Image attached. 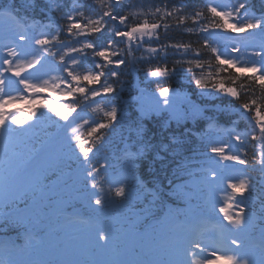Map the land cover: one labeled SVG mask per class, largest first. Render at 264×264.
Here are the masks:
<instances>
[{
  "label": "snow or ice",
  "instance_id": "obj_1",
  "mask_svg": "<svg viewBox=\"0 0 264 264\" xmlns=\"http://www.w3.org/2000/svg\"><path fill=\"white\" fill-rule=\"evenodd\" d=\"M95 2L101 7V14L93 18L85 15L83 4L78 0H73L70 11L64 17L66 24L59 26L54 34L41 32L38 36L32 37L31 42L35 47L30 50L15 43L4 46L5 57L2 63L5 67L0 69V136L5 133H9L10 136L8 141L0 144V165H8L0 173V198H2L4 207L11 209L5 213L4 220L0 223V227L5 230L23 228L27 231L40 222L43 208L52 202L45 189L51 191L49 186L62 179L65 167L71 169L75 164L83 172V187L86 191L90 188L103 192V188L99 186L97 180L100 170L92 163L95 151L99 150L97 142L101 137L96 136L95 139L93 137L101 129L112 127L118 119L116 106L97 105L93 111H102L105 122H96L89 128L86 137L78 131L80 126L72 127L71 123H68L67 127L70 128L69 155L66 158L51 155L32 157L30 158L31 169L22 173L19 168L12 166L10 160H3L2 156L8 151L11 135L22 134L25 131L24 125L36 116V112L33 111L29 116L21 119L20 109L10 112L7 110L8 107L19 100L32 99L33 103L43 104L61 120L68 122L69 117L77 110L78 104L74 102L67 106L60 105L51 98H43L40 94L49 90L51 92L60 91L69 97L78 94L90 102H95L97 97L110 98L117 92L115 82L120 76V73L115 69L135 65L137 62L135 52L145 43H149L153 37L159 40V29L163 28L167 33L172 26L168 22L169 18L175 21L178 28L185 21L190 20L193 25L199 26L188 27L184 29L186 32L207 33L208 35L196 48H193L190 42L163 44L159 49L149 46L146 49L149 57L155 56L161 50L166 51L171 48L174 50V54H179L181 57L191 54V58L176 60L171 69L167 65L150 67L147 75L153 78L167 77L170 72L176 71V66L187 64L189 65L187 71L192 73L198 88L207 90L210 84L209 95L222 93L237 101L238 107L235 109L237 119L232 123L238 126L243 121L246 124V130L241 133H236L235 127L230 130V135L237 144L236 151H226L231 147L229 144H215L209 141L207 151L212 156L208 157V161L218 163L219 161L213 160V156L219 157L220 161L234 162L252 171L258 170L259 174L264 177V43L261 44L259 50L253 51L251 54L253 57H258L259 60L241 61L239 57H233L227 51L222 52L218 42L213 43L210 40V37L219 31H231L236 34L259 32L264 39V13L257 16L250 11L248 0H237L235 4H218L215 3V0H208L202 8L194 9L191 13L184 12L183 4L173 5L169 9L164 3L154 9L149 8L147 13L142 8H130L125 14L119 15L116 13V9L120 7L121 0H95ZM58 7L55 0H52V9L57 10ZM242 10L243 17L240 15ZM3 15L6 23L12 21L23 26L13 13L5 10ZM141 16L144 18L139 22H131ZM149 16L152 17L153 22H150ZM202 20L207 22L201 23ZM109 22H112V29L110 38H107L104 46H99L88 39L97 34L103 35L108 29ZM61 33L67 34L70 38L69 43L61 40ZM81 37L83 39H79ZM17 38L21 42L30 39L26 34H17ZM71 40H75L77 43L72 45ZM120 44H123L124 47L120 48ZM57 45H61L63 49L62 54H59V59L63 65L61 71L66 73V76H51L49 79H42L38 75H33L29 70L36 68L37 65L44 67L43 61L46 56L58 54L50 50ZM114 45L117 46L114 47ZM89 50L91 51L92 67L80 70L83 62L89 58ZM202 50L209 53L208 59L202 57ZM230 51L239 53L241 48L233 46ZM122 54L127 58H121ZM139 59H143V56ZM206 68H214V72L208 71L205 74L202 71L197 76L193 71V69L204 70ZM230 69L234 70L235 74H230L227 77L220 75V73H228ZM6 73H10L16 80L7 78ZM24 73H29V75L25 76ZM244 74L249 75L245 76ZM110 80L113 82H109ZM226 81L230 83L226 84ZM238 81L241 83L237 85ZM13 91H15V95ZM158 92L159 96L163 98L162 101H157L158 110L163 111L164 109L159 108V105L162 103L164 106H170L168 98L170 88L160 87ZM25 93L28 95L25 96ZM192 116L193 119L206 118L203 111L195 107ZM88 123L89 121H84V124ZM210 126H215L214 120L210 119ZM176 142L173 139V143ZM246 142L252 149L250 157L248 150L243 147ZM126 155L128 169L134 171L137 159L144 153L142 150L128 151ZM184 170L189 175H195L187 167ZM207 171L212 178L216 177L217 173L214 169L208 168ZM24 176L27 177L26 180L23 178ZM227 187L231 193L219 208L223 220L227 222L223 227L228 231L248 229L253 234L259 232L261 251L258 260L247 254H241L239 249L243 248V244L235 238L231 239V244L235 248L222 253H218L216 250L209 252L208 248L199 241H190L188 247L184 249L183 259L171 258L170 254L165 253L158 245L156 246V256L142 259L140 252L130 254L122 250L117 243L118 237L104 227H99L94 241L85 251H81L79 246L73 245L58 249L53 259L0 261V264H264V199H260L258 209L255 207V199L253 207H249L247 197L251 196L254 187L252 176L249 174L235 178L230 177ZM109 192H114L115 197L121 200L129 197V189L123 183L114 189L110 187ZM159 195V193H153L156 199H159ZM238 196L245 197V199L238 200ZM18 202L23 203L22 209L17 207ZM91 202L98 208L105 206L104 197L98 195L96 191L91 194ZM166 255L169 258H164Z\"/></svg>",
  "mask_w": 264,
  "mask_h": 264
},
{
  "label": "trees",
  "instance_id": "obj_2",
  "mask_svg": "<svg viewBox=\"0 0 264 264\" xmlns=\"http://www.w3.org/2000/svg\"><path fill=\"white\" fill-rule=\"evenodd\" d=\"M78 2L83 4V11L86 16L95 18L101 14V7L95 0H78ZM55 3L59 5L57 10L52 9V0H0V8L11 9L24 19L26 18L33 22L38 21L39 23H43L45 24L44 29L46 32L54 34L59 26L66 24L64 17L70 11L73 0H55ZM164 3L167 4L169 9H171L173 5L183 4L184 12L191 13L194 9L202 8L205 5V0H121V5L116 9V13L118 15L125 14L130 8H142L144 12L147 13L149 8L154 9L156 6ZM257 3L263 6L261 11L256 6ZM248 4L250 5V9H255L257 13H260L258 15L264 13V0H248ZM143 18L144 17L141 16L131 22H139ZM148 18L150 22H153L152 17L149 16ZM168 22L171 23L172 26L167 33L164 32L163 28L159 29V40L153 37L149 43L144 44V50L140 48L135 52V56L137 57L135 65H127L122 66L120 69H115L120 73V76L115 82L117 92L112 94L110 98L102 99L97 97L95 102H90V100L86 101L78 94H74V96L69 97L67 101L57 103L65 106L74 102L78 104L77 110L69 117V121L65 122L66 124L70 122L72 127L80 126L78 131L85 135V137L89 128L96 122H105L102 111H93V109L97 108V105H114L117 107V121L112 127L101 129L98 133L94 134L93 137V139H95L96 136L101 137L97 142L99 150L95 151L92 157V163L100 170L97 180L99 186L103 188V192L94 191L101 196L107 193L106 198L108 200L112 199L116 202L121 201L120 198L115 197L114 192H109V189H107L108 185L104 182V177L107 175V172L113 173L120 171L125 177L122 178V183L128 189H136L131 199L134 203L132 207L134 210L142 212L141 216L147 214L153 216L155 215L154 212L160 210L165 202H173L175 199L170 197L172 188L183 181L192 179V177L196 175L198 165L202 163L203 159L209 154L207 147L210 137L204 125L210 122V119L215 121V125H232L238 130H246L245 122L241 121L238 126L232 123L237 119L235 109L238 107V102L222 93H212L209 95L208 93L211 92L210 84L207 90L198 88L192 73L187 71L189 65L183 64L176 66V71L170 72L167 77L153 78L147 75V71L150 67L154 68L158 65H167L171 69L176 60L191 58V54L184 57H181L179 54H174V50L171 48H168L166 51L161 50L155 56L149 57L146 51L149 46L159 49L163 44L190 42L193 48H196L200 46L204 38L205 33L194 34L184 30L188 27L199 26L193 25L190 20L185 21L179 28L171 18H169ZM206 22L207 21H201V23ZM111 29L112 22H109L108 29H106L103 35L97 34L88 39H91L99 46H104L107 38H110ZM79 39L83 38L81 37ZM61 40L65 43L70 42V38L66 33H61ZM76 43L77 41L71 40L72 45ZM116 46L117 45H114V47ZM119 47L123 48L124 45L120 44ZM51 49L54 50V52L57 51L58 54L53 56V59L61 64L59 54H62V46L57 45ZM141 56H143V59H139ZM202 57L208 59L209 53L202 50ZM121 58L127 57L122 54ZM89 67H92L90 50L89 58L83 62L80 70H85ZM193 71L199 76L202 71L205 72V74H207L208 71L214 72V68H206L204 70L193 69ZM230 74H235L234 70L230 69L228 73H220V75L224 77ZM244 75L246 76L249 74ZM109 82L113 81L110 80ZM229 83L230 82L226 81V84ZM239 83L241 82L238 81L237 85ZM165 86L169 87L171 90L186 94L196 107L203 111V115L206 118L176 122L165 113L141 117L134 103L130 100L136 94V90L139 88L146 91L158 92L160 87ZM79 112H84V115L80 118L77 117ZM36 115L41 116L42 114L36 112ZM54 116L55 115L51 113L50 118L52 119ZM85 120L89 121V123L84 124ZM51 128L53 129L52 126L47 127L45 133H49ZM67 132L70 133V128H68ZM138 132L140 133L139 135ZM173 139L177 142L173 143ZM28 142H31L33 146L37 144L34 140H29ZM72 143L74 144V142ZM243 147L248 150L250 157L252 149L249 143L246 142ZM138 150H142L144 155L137 159L134 171H129L126 153L128 151ZM74 165L75 164H73V166ZM185 167H187L189 171L195 173V175H189L188 172L184 170ZM248 172L252 176L254 184L252 193L258 198L263 195L262 186L259 184V173L257 170L252 171L251 169H248ZM111 188L114 189L115 187ZM153 193H159V199L154 198ZM74 194H76L77 197L84 196L82 190H77ZM85 197L91 200V197L88 195ZM255 207L257 208V206ZM3 220L4 216H0V223H2ZM17 229L18 228H9L5 230L0 227V235L8 236L15 234V230Z\"/></svg>",
  "mask_w": 264,
  "mask_h": 264
},
{
  "label": "rangeland",
  "instance_id": "obj_3",
  "mask_svg": "<svg viewBox=\"0 0 264 264\" xmlns=\"http://www.w3.org/2000/svg\"><path fill=\"white\" fill-rule=\"evenodd\" d=\"M17 34H23L22 29L12 28L9 21L6 23L4 16H0L1 62L5 57V53L3 51L4 46L11 45L10 41L18 42V44L24 49L30 50L29 46L32 45V42L27 44L26 42L19 41ZM145 39L147 40V38ZM210 40L213 43L218 42V46L222 52L227 51L229 55L239 57L241 61L246 59L259 60L258 57H253L251 54L253 51L259 50L261 44L264 43V39H262L259 32L255 34H236L231 31H225L221 34H213V36L210 37ZM233 46H240L241 51L239 53H232L230 49ZM43 64L44 67L37 65L36 68L29 71L33 75L40 76L42 79H49L51 76H55L48 72L50 68L46 65L47 61L44 60ZM3 67H5V65H3ZM24 75L27 76L29 73H24ZM13 80H16V78L13 77ZM45 93L40 95L43 98H51L55 102L60 99V96H67L60 91L51 92L49 90ZM136 93L137 94L132 98V100L141 117L149 114L166 113L173 121H182L192 119L193 109L194 107L197 108L186 94L176 92L174 90H170L169 93L168 98L170 100V106H164L162 103L159 105V108L164 109L163 111L158 110L157 101L163 100V98L159 96V93L146 94L145 91L139 89ZM13 94H16L15 91H13ZM27 95L28 94L25 93V96ZM29 104H35L29 109V114L33 111H37L38 114L42 113L41 117H37L36 115L24 125L25 131L21 134L20 140L17 139L18 136H16V134H12L11 143L8 145V151L2 156L3 160H10L12 166L19 168L22 173L25 170L31 169L32 165L30 164V158L32 157L51 155L66 158L67 155H69V135L67 133L68 130L66 129V122L60 120L54 113L53 114L55 116L51 119L50 116L52 112L45 108L43 104L33 103L32 99L19 100L11 104L7 110L15 112L16 109H20L22 113L20 118L22 119L25 116L22 110ZM51 126L53 129L51 128L49 133H45L47 127ZM8 135L10 134L5 133L3 136H0V144H4L9 140ZM29 140H34L37 144L33 146L31 142H28ZM217 158L219 157H216L215 159L213 158V160L217 161ZM222 162L228 166L227 169L220 167L223 163H220V165L219 163L209 161L208 164L205 165L204 170H202V173L201 171L199 172L196 179L186 181L174 187L172 196L177 198L181 205L185 204L187 207L182 210H177V208L173 207L167 208L164 211V215H162V221H160L161 219L155 221L154 226L156 229L153 232L151 226L147 224L144 225L142 229L137 228L136 225L140 221L133 215H129V217H127L128 219L130 218L131 221H126V223L122 220H113L110 217H106L104 219L106 229L111 231L113 227L115 229L119 226L115 230L119 233L117 236V243L120 248L127 245L128 253L131 254L140 252V258L142 259H148L156 256L157 245L163 249L165 253L170 254L171 258L183 259L184 249L188 247L190 241H199L203 246L208 248L209 252L216 250L218 253H222L235 248V246L231 244V239L235 238L241 242V238H244L248 234L249 230L244 229L243 231H228L227 228L223 227V225H226L227 222L223 220V215L219 212V208L224 204L228 195L231 193V190L227 187V182L230 177L235 178L240 176H238L237 164L229 161ZM6 167H8L7 164L0 165V173H2ZM208 168L215 170L217 173L215 178L210 176V173L207 171ZM23 178L25 180L27 179L26 176ZM53 180H55L54 177ZM259 183L263 189L262 194L264 199V177L260 174ZM83 184L84 181L82 171H80L76 165L72 166L71 169L66 167L63 168L62 179L54 185L49 186L51 191L45 189L47 195L51 197L52 202L48 204L47 207L43 208L42 213L40 214V222L35 226L38 227L37 234L34 235L31 231L33 229V231L36 232L35 229L37 228L35 227L31 230H27V233L24 232V235L21 238L22 241L20 242L21 245H19L20 247H10L8 245L0 244V260L9 262L26 259H53L55 258L58 249L71 247L73 245L79 246L81 251L87 250L91 245L90 238H95V234L98 230L97 227H87L86 223L70 220L68 217L64 216L63 213L66 207L72 208V206H74V201L77 200V196L74 194L75 190L83 188ZM104 195L107 197V193H104ZM80 197L83 198V196ZM238 197L237 199L241 200V197ZM88 199L89 198L85 200L80 199L79 201L82 202L83 206L88 208L95 206L87 204L86 202ZM104 199L105 203L110 205L113 210L120 207L124 210V212H128V207L125 205V201L127 199L119 202H114L108 200L107 198ZM17 205L19 207L24 206L23 203L19 202ZM199 205L207 212L212 213L210 219L214 223L212 226L214 228L213 230H209V232L204 235H200V238L202 239H199L194 235L191 237V235L188 234L192 221L205 222V215L200 213V217L195 216L196 210H201ZM255 206L259 208V202H255ZM3 207L2 198H0V212H2ZM97 209L98 207H95L93 212H98ZM168 209L177 210L176 212L180 214L179 218L172 219L169 217L167 214ZM85 210H87V208ZM174 213L175 212L172 214ZM219 221L220 224L217 226ZM126 233L129 235L127 236ZM49 234L52 235L51 238H48ZM222 234L224 236L229 235L231 238L227 236V239L230 241L222 245H217V237H220ZM255 239L260 242L258 238ZM67 241L71 242L72 245H70ZM252 242L253 241H248L246 244H251ZM253 246L254 245L250 247L253 248ZM21 249H23L22 254H19ZM12 250L18 254L16 256L12 255L13 253L10 252ZM239 252L241 254L252 256L257 260L260 256V253L251 255L248 254V252H244V250H239ZM164 258H169V256L166 255Z\"/></svg>",
  "mask_w": 264,
  "mask_h": 264
}]
</instances>
